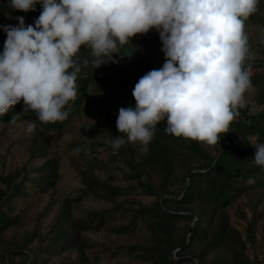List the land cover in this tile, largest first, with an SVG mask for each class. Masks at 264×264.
I'll return each instance as SVG.
<instances>
[{
	"label": "trees",
	"instance_id": "trees-1",
	"mask_svg": "<svg viewBox=\"0 0 264 264\" xmlns=\"http://www.w3.org/2000/svg\"><path fill=\"white\" fill-rule=\"evenodd\" d=\"M35 8L25 13L13 9L10 0H0V26H17V16L24 17L25 26L34 25L42 5ZM257 9L245 21L246 27L256 26L258 32L256 39L247 35L250 59L246 63L252 65L253 92L244 94V107L215 144L166 134V120L156 126L147 153L140 152L139 142L117 151L105 143L119 135V109L136 106L132 91L139 78L163 67V44L155 28L129 38L120 53H113L118 63L110 60L96 69L90 46H81L77 96L62 109L68 111L66 120L42 123L29 110L10 123L22 112L23 100L0 115V135L10 125H26L29 120L36 125L25 144L24 160L0 170V264H102L121 255L129 259L116 264H263L264 253L254 247L264 208L258 209L257 202L251 205V216H244L245 231L232 223L231 214L239 198L264 192V168L252 159L256 151L252 144L264 143V0H259ZM6 38L0 27V54ZM84 119L97 121L89 127L101 132V137L68 142L64 150L89 166L108 168L102 161L95 162L103 148L125 184L81 169L83 186L60 203L55 192L61 157L52 151L49 134ZM76 148L78 153L73 151ZM249 177L254 184L247 183ZM44 195L49 197L41 205L39 197ZM145 196L152 199L146 201ZM90 199L108 206L81 204ZM55 205L56 213L43 225ZM93 234L111 245L95 240Z\"/></svg>",
	"mask_w": 264,
	"mask_h": 264
},
{
	"label": "clouds",
	"instance_id": "clouds-1",
	"mask_svg": "<svg viewBox=\"0 0 264 264\" xmlns=\"http://www.w3.org/2000/svg\"><path fill=\"white\" fill-rule=\"evenodd\" d=\"M38 3L42 10L34 25L17 16V26H0L7 36L0 54V115L24 102L10 123L29 110L42 123L66 120L62 109L77 96L81 46H90L96 69L118 63L113 53L152 28L165 62L135 84L136 106L119 109V135L105 140L114 151L139 142L140 152H149L156 126L165 120L166 134L215 144L244 107V93L252 87L244 28L259 0H10L25 13ZM26 125L32 134L35 122ZM252 146L253 163L264 168V143Z\"/></svg>",
	"mask_w": 264,
	"mask_h": 264
},
{
	"label": "rangeland",
	"instance_id": "rangeland-1",
	"mask_svg": "<svg viewBox=\"0 0 264 264\" xmlns=\"http://www.w3.org/2000/svg\"><path fill=\"white\" fill-rule=\"evenodd\" d=\"M246 35H252L254 39L257 38L258 32L256 26H248L244 28ZM253 89L249 88L244 93L246 96L250 95ZM95 119L76 120L69 126L50 133V141L52 143V151L61 157V176L59 178L58 186L56 188L55 196L61 203L63 199L67 197H73L77 194V190L83 186L81 171L89 169V172H93L96 176L107 180L113 181L116 184H125L120 180V172L117 165L109 157V153L99 148L96 157L99 158L95 162H104L108 166L104 167L102 164L87 165V161L75 158L73 154H68L64 150L65 145L71 141H79L85 139H93L101 137L102 133L97 130H91L89 125L96 123ZM26 126L23 124L10 125L6 131L0 135V170L6 168L7 170L12 167L18 166L25 158V144L28 140L29 134L26 132ZM56 150V151H55ZM82 169V170H81ZM48 195L40 196L39 201L41 205H45L48 200ZM146 201H150L152 198L143 197ZM258 203V209L264 208V192H257L256 194H246L238 199V201L231 207L232 223L242 231H245L247 221L245 217L251 216V205ZM86 208H102L108 206L107 203L95 201L93 199L85 200L81 203ZM57 205H55L50 214L44 217L42 224L46 225L50 222L53 215L56 213ZM245 216V217H244ZM256 246L255 250L263 256L264 253V218L259 222L256 230ZM92 237L95 240H99L101 243L111 245L110 240L100 234H93ZM121 242H127L125 238H120ZM129 258L127 255H121L113 260H104L102 264H116L119 261H127ZM264 264V263H263Z\"/></svg>",
	"mask_w": 264,
	"mask_h": 264
}]
</instances>
